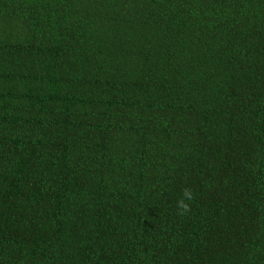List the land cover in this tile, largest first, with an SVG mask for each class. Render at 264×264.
<instances>
[{"label":"trees","instance_id":"1","mask_svg":"<svg viewBox=\"0 0 264 264\" xmlns=\"http://www.w3.org/2000/svg\"><path fill=\"white\" fill-rule=\"evenodd\" d=\"M0 264H264V0H0Z\"/></svg>","mask_w":264,"mask_h":264},{"label":"clouds","instance_id":"2","mask_svg":"<svg viewBox=\"0 0 264 264\" xmlns=\"http://www.w3.org/2000/svg\"><path fill=\"white\" fill-rule=\"evenodd\" d=\"M195 199V194L191 188H184L181 197L177 200L176 207L178 215L184 216L191 212V201Z\"/></svg>","mask_w":264,"mask_h":264}]
</instances>
